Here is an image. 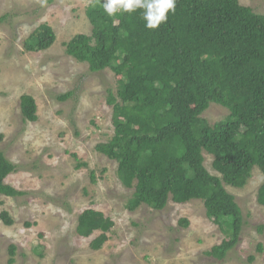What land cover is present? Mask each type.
Returning a JSON list of instances; mask_svg holds the SVG:
<instances>
[{
	"label": "trees",
	"instance_id": "obj_1",
	"mask_svg": "<svg viewBox=\"0 0 264 264\" xmlns=\"http://www.w3.org/2000/svg\"><path fill=\"white\" fill-rule=\"evenodd\" d=\"M103 2L91 0L85 9L91 33L74 34L64 43L68 56L86 62L90 71L111 69L118 84L116 94L110 89L106 94L113 133L95 150L116 161L122 185L133 188L129 209L145 204L161 210L169 198L177 203L201 199L206 216L226 234L206 254L222 260L239 241L243 224L224 183L245 186L256 166L263 174L256 200L264 206V13L238 0H175L167 20L147 29L142 9L109 17ZM55 37L53 28L42 23L23 40V48L47 49ZM71 95L67 91L57 98ZM19 102L23 120L35 121V99L22 94ZM211 103L229 111L212 124L202 117ZM206 154L220 175L207 170ZM72 156L77 168L87 166ZM15 169L0 151V194L24 193L5 183ZM90 178L95 182L93 170ZM0 219L8 226L14 222L4 210ZM112 226L101 211L87 208L78 216L76 232L89 237L99 231L90 241L97 250ZM15 250L11 244L9 264Z\"/></svg>",
	"mask_w": 264,
	"mask_h": 264
},
{
	"label": "rangeland",
	"instance_id": "obj_2",
	"mask_svg": "<svg viewBox=\"0 0 264 264\" xmlns=\"http://www.w3.org/2000/svg\"><path fill=\"white\" fill-rule=\"evenodd\" d=\"M264 13V0H238ZM91 0H0V151L16 169L5 183L22 195L0 194V264H9V246L16 247L12 264H264V206L257 200L263 182L255 166L245 186L225 184L243 217L239 241L219 260L206 254L226 234L205 214L201 199L177 203L170 198L161 210L142 204L127 208L133 188L122 185L116 161L96 152L95 145L113 133L112 107L106 102L118 84L109 68L90 71L65 53L64 43L74 34H90L85 15ZM42 23L50 25L55 41L44 50L26 51L23 40ZM72 91L66 100L57 96ZM31 95L37 119L25 121L19 98ZM229 111L211 103L202 117L209 123ZM87 166L77 168V161ZM205 155V167H211ZM94 171L95 182L90 172ZM92 208L113 221L108 240L92 249L89 237L76 232L79 214ZM181 218L188 225L179 224ZM258 245L262 250L258 252ZM254 259L249 261L248 258Z\"/></svg>",
	"mask_w": 264,
	"mask_h": 264
},
{
	"label": "clouds",
	"instance_id": "obj_3",
	"mask_svg": "<svg viewBox=\"0 0 264 264\" xmlns=\"http://www.w3.org/2000/svg\"><path fill=\"white\" fill-rule=\"evenodd\" d=\"M102 8L109 17L142 9L145 27L156 29L167 20L169 11L175 10V0H104Z\"/></svg>",
	"mask_w": 264,
	"mask_h": 264
}]
</instances>
